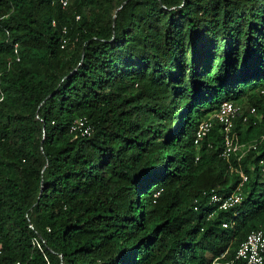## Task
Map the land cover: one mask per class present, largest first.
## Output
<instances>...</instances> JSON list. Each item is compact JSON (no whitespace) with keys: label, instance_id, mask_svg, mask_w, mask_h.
Wrapping results in <instances>:
<instances>
[{"label":"trees","instance_id":"16d2710c","mask_svg":"<svg viewBox=\"0 0 264 264\" xmlns=\"http://www.w3.org/2000/svg\"><path fill=\"white\" fill-rule=\"evenodd\" d=\"M224 100L240 160L193 143ZM261 157L264 0H0V264H244Z\"/></svg>","mask_w":264,"mask_h":264},{"label":"built area","instance_id":"2783aa9c","mask_svg":"<svg viewBox=\"0 0 264 264\" xmlns=\"http://www.w3.org/2000/svg\"><path fill=\"white\" fill-rule=\"evenodd\" d=\"M51 4H59L62 8H65L70 0H50ZM79 19V15L76 16V20ZM54 21L52 24L54 25ZM63 33H66V28L63 27ZM66 43V37H62V45ZM17 47V44H14ZM18 60L19 58L16 57ZM247 111L244 113V108L237 103L232 101L224 100L222 101L217 110L212 114V116L206 120L199 123L193 143L198 145L200 140L207 137L209 134L213 122L212 119L215 118L218 124L221 125L220 132L223 139V148L220 152V156L229 160L231 156H236L237 160H240L243 156H246L250 150H255L258 147L259 141L254 140L253 142L240 143L233 131L234 120L237 117H241L242 121H246L249 116H256V110L254 107L246 108ZM256 118V117H255ZM82 129V133L90 134L91 128L85 125V120L83 118H77L71 126V130ZM258 169L261 175L264 176V157H261L257 162ZM231 170H234L230 166ZM240 175V181L234 189L227 195H219L213 192L211 195V201L217 203L219 209L227 210L242 201V187L247 180V175L238 169H235ZM223 227H227V223H222ZM2 255V248L0 245V256ZM235 259L244 262V264H263L264 262V232L262 229H252L248 232L245 239L238 245L235 251ZM216 259L214 263H216ZM219 264H233V260H225L223 262H217ZM15 264H19L16 262Z\"/></svg>","mask_w":264,"mask_h":264},{"label":"clouds","instance_id":"9594fccd","mask_svg":"<svg viewBox=\"0 0 264 264\" xmlns=\"http://www.w3.org/2000/svg\"><path fill=\"white\" fill-rule=\"evenodd\" d=\"M263 176V175H262Z\"/></svg>","mask_w":264,"mask_h":264}]
</instances>
